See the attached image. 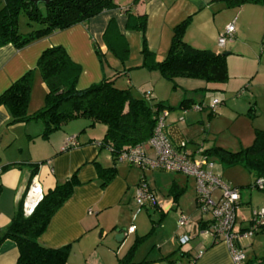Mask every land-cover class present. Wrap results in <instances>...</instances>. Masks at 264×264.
I'll use <instances>...</instances> for the list:
<instances>
[{"label":"crops","instance_id":"obj_1","mask_svg":"<svg viewBox=\"0 0 264 264\" xmlns=\"http://www.w3.org/2000/svg\"><path fill=\"white\" fill-rule=\"evenodd\" d=\"M113 1L117 6L115 9L103 11L67 29L52 32L21 49L12 44L0 47V94L25 72L34 70L27 113L32 114L42 108L46 86L35 69L36 63L45 49L62 46L71 61L81 68L76 82L77 89H85L103 78L120 73L121 76L115 81L116 87L128 88L138 97H144L145 92H150L151 100L148 102L161 101L169 104L164 102L170 87L169 83H166L167 80L156 70L142 68V35L137 30L125 27V10L138 15L145 14L144 38L147 47L154 53L155 61L160 62L165 58L174 26L191 17V24L184 34L185 42L195 48L224 52L227 56L228 80L212 86L219 88L220 85H228V55L240 56V51L247 48L257 61L252 77H249L250 81L255 83L256 78L258 80L252 85L248 79L242 83V87L246 88V92L249 88V94L253 98L257 93L254 92V95L251 88H264V6L244 4L239 8L230 9L215 0ZM2 5L3 0H0V8ZM225 10H228L226 12H229V15L224 22L218 23L216 16ZM111 20L115 22V30L126 41L128 53L125 60H120L105 44L103 35ZM232 21L235 27L233 38L220 49L216 39ZM195 22L203 26L198 30L195 28L192 32L190 27ZM250 39H255V44H252ZM193 87L184 85L182 88L185 92L199 89ZM224 89L222 90L225 91ZM183 97L182 99H185ZM177 101L179 100L174 102ZM255 104L252 105L253 110ZM187 109L179 107L180 112L176 114L168 110L163 128L166 137L174 144L185 142L189 151H193L197 144H202L205 149L213 146L214 144L204 146V143H195L191 138H184L191 122ZM250 111L247 113L250 114ZM8 119V112L0 106V229L9 223L17 206L23 202L32 176H37L43 192H48L57 183L64 182L76 174L79 184L53 214L46 230L38 238L40 244L53 249L69 245L70 253L65 264H117L135 238L140 237L144 238L133 255L135 262L145 260L148 261L146 264H172L170 260H173L175 264H232L225 243H212L208 235L202 234L205 218L193 211L194 179L189 212V209L183 206L184 196L188 192V180L167 171L163 179L158 177V172L154 170L143 171L125 162L114 163L110 149L102 144L105 125L97 123L91 126L88 119H75L44 139L40 136L43 130L40 121L29 120L7 125ZM70 139L73 144L68 143ZM149 154L153 157L150 151ZM97 166L115 168V176L104 187L100 186L101 177ZM148 175H151L152 182ZM141 178L146 180L154 192L155 202L147 203L143 207L145 211L142 208L136 212L134 189ZM161 188L164 190L160 191ZM241 205L240 192L235 231L247 228L251 218L252 211L241 210ZM148 209L154 212L156 221L147 213ZM140 212L143 214V222H136ZM180 215L189 219L188 223L181 227L177 224ZM131 225L134 230L128 232ZM184 237H187V240L182 242ZM239 246L245 256L244 264H255L258 258L264 257V254L257 252L258 248L264 245L260 235L256 233L249 239L239 241ZM172 253V257L166 259V256ZM17 257L16 244L5 240L0 245V264H18Z\"/></svg>","mask_w":264,"mask_h":264},{"label":"trees","instance_id":"obj_2","mask_svg":"<svg viewBox=\"0 0 264 264\" xmlns=\"http://www.w3.org/2000/svg\"><path fill=\"white\" fill-rule=\"evenodd\" d=\"M215 1L221 2L227 8L244 4L264 6V0ZM42 6L43 10L39 5L26 0H3L0 8V47L12 44L15 48L21 49L52 32L67 29L117 7L113 0H51ZM125 12L127 14L125 27L137 30L142 35L140 50L143 58L142 68L158 71L162 78L172 83L173 89L176 88V79H198L207 85L222 84L228 80L224 52L195 48L185 42L184 34L191 17L174 26L168 52L165 58L158 62L145 42V14L138 15L128 10ZM20 14L26 17L28 26L37 23L40 24V28L31 29L27 33L19 32ZM103 37L108 49L120 60H125L128 47L124 38L115 30L113 20L108 23ZM35 69L46 86L43 107L32 114L27 113L34 81V70H28L0 94V106H3L9 115L6 124L38 120L43 124L40 136L44 139L75 119H88L91 126L103 124L106 130L102 144L110 149L114 163L118 162L116 158L120 152L146 141L152 135L161 109H172L161 101L148 102L151 100L150 92H145L144 97H138L128 88L116 87L115 81L121 76L120 73L103 78L85 89H77L76 82L81 68L71 61L62 46L45 49L39 56ZM193 103L192 99L185 98L180 101L178 107L186 109ZM204 153L228 165L241 164L253 175L255 182L259 178H264V130L255 129L252 144L239 151L233 152L213 145L206 148ZM97 171L101 177V187L106 186L115 176L114 166L107 168L97 166ZM78 184L76 174L64 182L57 183L53 189L44 192L42 200L28 216L23 213L22 203L17 206L9 223L0 229V245L5 240H11L16 244L18 264L66 263L70 253L69 245L53 249L40 244L38 238L46 230L53 214L71 196ZM260 190L264 191V187ZM170 191L173 193L171 189ZM174 195L176 197V194ZM202 226L205 227L204 222ZM143 238H135L126 254L118 259L117 264H146L148 261L133 260V255ZM172 255L173 253L166 256V259H170ZM257 260L255 264H264V257ZM170 262L175 264L173 260Z\"/></svg>","mask_w":264,"mask_h":264},{"label":"rangeland","instance_id":"obj_3","mask_svg":"<svg viewBox=\"0 0 264 264\" xmlns=\"http://www.w3.org/2000/svg\"><path fill=\"white\" fill-rule=\"evenodd\" d=\"M39 7L43 10L42 4H39ZM237 7L239 8L240 6ZM226 11L228 10H225L219 13L218 16H216L218 23H222L225 21L227 15H229V12ZM28 24L29 22L27 21L26 17L23 14H20L18 22L19 32L23 33L26 32V30L40 28V24L32 23L31 26H28ZM190 24L191 23H189V25ZM202 26L203 25H200L198 22H195L194 25L190 27V30L194 32L195 28L198 30ZM204 28L209 27L204 26ZM250 42L252 44H255L256 40L250 39ZM240 52L242 54H240V56L228 55V61L230 62V82L227 86L220 85L219 88H216L218 86H210L205 82L197 79H176V88L173 89L172 83L169 81L166 82L169 83L170 87L168 90V94H166L164 102L169 103L167 105L172 107L169 112L175 114L180 112L178 102L182 99V96H184L183 98H190L194 102L191 107L187 109V116L191 117V122L189 123L190 126L187 128L184 138H191L195 143H204V146L214 144L236 152L252 144L255 129L264 130V88H258V86L256 89L251 88L253 89L251 92L254 95L255 93H257L253 98L251 94H249V88L246 92V88L242 87V83H245L248 79V81H250L252 73L256 68L257 61L253 59V56L247 48L241 50ZM256 53L258 55L259 51L257 50ZM256 80H258V78H256ZM186 83L192 84L190 85ZM255 83H252V81H250V84L252 85ZM184 85L194 86L193 88L199 89L196 91L185 92L184 88H182ZM205 87H207V89H205ZM222 89H224L225 91H223ZM214 97L218 98L219 104L213 112L211 110V102ZM177 99L179 101L175 103L174 101ZM254 103H256L254 106L255 110H253L252 108L250 114H246L249 108L254 105ZM196 105L203 106L202 110H194V107ZM167 121L168 120L166 119V122ZM210 157L217 163L216 170L221 174L222 178L227 180L228 182L230 181L229 183L232 186H237L240 189L242 196V205L240 206L241 210H248L251 212L255 209H259L260 207H264V191L255 186V178L252 174H250L241 164L228 165L220 162L212 156ZM154 171L158 172V177L161 176L163 179L167 175L165 174L166 171ZM151 175L153 176V174ZM151 175H148V179L150 180V182L153 181L151 179ZM175 175L180 176L181 179L188 180V192L184 196L183 206H186V208H188L190 212V203L193 197V178L178 173H175ZM163 190V188L160 189V191ZM194 207L195 209L192 210L197 213L198 210L196 209L195 205ZM143 211H145L144 208ZM147 213L151 214L152 219L156 221V219L154 218V216L156 215L154 214V212H152V210L148 209ZM198 213L201 214L200 212ZM141 217H143V214H141L140 212V214L137 216L138 221L136 222H143V220H141ZM148 218H146V220H149ZM256 235H260V238L262 239V245H264V227L260 228ZM257 252H260V254H264V246H262V248H258Z\"/></svg>","mask_w":264,"mask_h":264},{"label":"built area","instance_id":"obj_4","mask_svg":"<svg viewBox=\"0 0 264 264\" xmlns=\"http://www.w3.org/2000/svg\"><path fill=\"white\" fill-rule=\"evenodd\" d=\"M234 32V21H232L218 35L217 46L223 48L225 43L233 38ZM218 104V99L212 100L213 112ZM202 108L203 106L196 105L194 110L200 111ZM167 114V110L161 109L152 135L146 141L120 152L116 160L143 171L162 170L192 177L195 180L194 204L201 216L205 218L202 234L208 235L212 243H225L232 264H244L245 256L239 241L251 238L264 227V207L252 211L247 228L235 231L236 211L240 205V189L231 186L222 178L216 170L217 163L204 153L205 148L202 144H197L193 151H189L186 149L185 142L174 144L166 137L163 128ZM68 143L74 142L70 139ZM149 151L153 157H150ZM255 185L259 189L264 187V178H259ZM43 195L37 176H32L22 202V210L26 216L33 212ZM133 200L136 212H139L146 203L154 204V192L144 178H141L135 186ZM188 220L186 216L180 215L177 224L179 227L184 226ZM133 230L134 226L131 225L128 232ZM186 240L187 237H184L182 242Z\"/></svg>","mask_w":264,"mask_h":264},{"label":"water","instance_id":"obj_5","mask_svg":"<svg viewBox=\"0 0 264 264\" xmlns=\"http://www.w3.org/2000/svg\"><path fill=\"white\" fill-rule=\"evenodd\" d=\"M30 3H33L34 5H39V4H48L51 0H26ZM226 55V53H224ZM122 233H118V235H121ZM117 240V238L115 237Z\"/></svg>","mask_w":264,"mask_h":264}]
</instances>
